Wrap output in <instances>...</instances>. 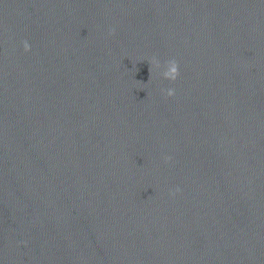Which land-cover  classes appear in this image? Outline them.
Returning a JSON list of instances; mask_svg holds the SVG:
<instances>
[{"label": "clouds", "instance_id": "1", "mask_svg": "<svg viewBox=\"0 0 264 264\" xmlns=\"http://www.w3.org/2000/svg\"><path fill=\"white\" fill-rule=\"evenodd\" d=\"M114 32V29L112 30ZM23 48L25 52H28L31 50L30 44L27 42V40L23 41ZM149 72H150V76L153 75L157 69L161 68V64L160 62L153 57L149 62ZM162 75V77L168 81H172L174 82L178 76H179V64L175 59L169 60L167 61L164 65H163V71L162 73H160ZM166 96L168 97H172L175 95V89L173 88H168V89H163L162 90ZM170 158L166 157L165 158V162H167ZM180 189L177 188L176 192H179ZM176 192H173L172 195L174 196L176 194Z\"/></svg>", "mask_w": 264, "mask_h": 264}]
</instances>
